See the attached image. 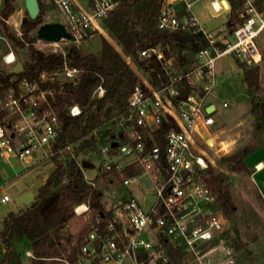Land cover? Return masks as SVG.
<instances>
[{"label":"built area","instance_id":"built-area-1","mask_svg":"<svg viewBox=\"0 0 264 264\" xmlns=\"http://www.w3.org/2000/svg\"><path fill=\"white\" fill-rule=\"evenodd\" d=\"M197 1L163 0L157 23L158 29L169 32H200L207 45L195 54L197 63L178 71L160 46L140 50V57L162 63L168 81L153 86L137 70L148 92L140 85L134 87L127 98V112L114 121L115 137L106 139L98 148L100 172L122 173L136 166L139 173L122 176V185L145 178L151 184L153 199L146 209L130 196L107 214L95 215L71 264H123L125 258L133 264H142L137 261L139 252L146 253L151 260L166 262L168 257L160 242L162 238L180 248L186 264H235L234 247L225 235L228 219L202 177L209 158L201 147L205 144L213 150L206 138L214 136L213 110L207 112L206 98L215 86L217 58L230 55L246 66L261 62L262 54L255 38L264 30V0H240L238 20L231 28L227 26L229 1L209 0L213 16L229 15L213 29H207L193 10ZM86 2L88 8L81 9L74 0H54L61 23L76 46L94 36L88 32L101 31L102 18L115 5L114 0ZM0 18L5 20L1 15ZM17 32L20 34L18 29ZM42 43L57 51L56 47L67 45L70 40H42ZM9 55L11 60H8ZM3 60L14 64L13 52L5 54ZM126 60L133 65L129 58ZM76 75V69L64 66L50 75L41 73L39 82L22 77L8 85L0 83V164L9 162L12 157L22 163L33 156L49 160L60 122L50 105L48 96L52 93L40 82L62 78L74 81ZM103 92L100 86L94 90L97 96ZM68 112L76 116L80 107L72 104ZM167 117L175 122L178 130L170 128L164 133L162 148L155 142L148 144L153 141L160 122ZM78 164L81 166L80 161ZM84 180L94 186L85 176ZM11 201L8 193L0 191V210ZM87 209L85 203L74 207L77 215ZM69 255L67 248L61 260L69 263Z\"/></svg>","mask_w":264,"mask_h":264},{"label":"trees","instance_id":"trees-1","mask_svg":"<svg viewBox=\"0 0 264 264\" xmlns=\"http://www.w3.org/2000/svg\"><path fill=\"white\" fill-rule=\"evenodd\" d=\"M13 0H4L0 14L6 18L13 12ZM38 1L39 12L31 19L25 16L21 20V39L10 32L3 21L0 22L5 36L16 46H27V60L22 63V71L13 73L10 70L0 72V83L8 85L12 81L25 77L30 81L39 82L41 73L50 75L64 66L77 70L74 81L56 79L52 82H40L43 88H48L52 96L50 105L56 112L60 130L50 147L51 171L36 189L34 200L29 205H22L16 211H9L2 216L0 229V245L3 254L0 264H22L17 245L22 239L30 242L33 257L30 264H58L62 251L69 248L67 258L71 264L75 254L82 245L83 237L89 231L83 226L74 243L70 233L64 230L67 222L74 217V206L87 202L94 215L104 214L100 200V190L88 185L84 180L83 171L78 164V155L87 149H96L106 139L115 137L112 129L114 121L127 112V98L135 86L140 85L145 92L147 88L138 74L126 62L129 58L140 74L154 86H160L168 81V76L160 61L154 58L140 57L139 51L154 46H160L166 57L172 58V66L178 71L191 68L197 63L195 54L207 45L204 36L199 33H189L183 30L169 32L158 29L159 10L163 0H114L115 5L101 20V25L107 35L117 46L116 50L102 35V48L96 53H87L81 49L71 48L70 43L60 51L44 52L31 45L33 41L29 34L42 23L43 7ZM230 3V18L227 26L231 28L238 20L240 0H228ZM99 34L97 30L88 32ZM243 72L247 91L259 90V69L257 66L248 68L238 62ZM100 86L104 92L97 96L94 90ZM251 111L259 108L251 98ZM77 104L80 113L71 116L68 107ZM260 114L264 118V103L260 105ZM257 113V112H256ZM258 114V113H257ZM178 126L167 117L160 122L153 133V141L163 147L164 133ZM263 138L256 144H247L237 149L222 160L227 162V168L233 172L248 171L244 157L264 144ZM135 172L134 169L123 171V176ZM104 178L112 174L120 179L117 171L103 172ZM202 177L216 196V201L228 219L235 214V204L229 192L228 177L225 173L216 171L207 164ZM167 254V261L157 260V264H181L183 254L179 247L169 240H160ZM137 261L147 262L146 253L137 254Z\"/></svg>","mask_w":264,"mask_h":264},{"label":"rangeland","instance_id":"rangeland-1","mask_svg":"<svg viewBox=\"0 0 264 264\" xmlns=\"http://www.w3.org/2000/svg\"><path fill=\"white\" fill-rule=\"evenodd\" d=\"M12 6L13 12H11L9 16L4 18L0 14L1 17L5 19L3 20L0 18V22L3 21L8 30L14 33L18 39H21V20L25 16H28V13L24 6V0H13ZM193 10L199 17L201 23L206 25L207 29H213L220 25L228 19L229 16L226 13L213 16L209 0L197 1L193 5ZM41 19L42 23L54 22L61 19L60 14L55 11V4L53 2H51L48 8L45 10L43 9ZM39 25L29 34L30 38L33 40L31 45L38 50L52 52L55 48L53 46L44 45L42 40L36 35V29ZM17 29L20 31V34H18ZM97 31L101 34L99 30ZM255 43L262 54L261 62L255 65L259 69V90L248 93L247 85L243 79V72L238 66L237 61L230 55L219 57L214 62L215 86L209 95L214 96V105L216 107V111L213 113L214 124L211 129L213 130L214 136L216 137L215 142L217 143L215 145L216 149L213 150L205 144L201 147L209 158L207 159V164L216 171L225 173L228 177L229 192L236 210L231 219L227 218L228 223L225 229V235L227 240L234 247L235 264H264L263 202L248 178V171H230L227 168V162L222 160L223 157H228L244 145L256 144L263 138L262 125L264 124V118L260 114L259 109L260 105L264 103V30L255 38ZM27 46V43H25L23 47L14 45L5 36L0 25V72L4 73L9 71L16 62L22 64L26 61ZM66 46L67 45L60 44L56 49L57 51L61 49L64 50ZM10 51H12L15 56L14 64H8L3 60V56ZM247 67L252 68L254 65ZM251 98H253L256 107L259 108L256 111L258 114L251 111ZM223 103H225V105H223ZM239 121L243 122L239 123ZM112 129L114 132L116 131L115 126H112ZM98 148L99 145L96 149H87L78 155V160L87 159L93 163V167L86 168L85 170L88 177L96 173L97 167L101 162L97 155ZM11 162H14L12 166H6V171L10 178L23 172V167L27 166L25 163L16 161L14 157L11 158ZM102 173L103 172L94 179L93 187L98 188L102 192L100 200L105 209L106 205L109 203L112 191L118 189L120 181L114 180V182L110 184L108 183V178H104ZM18 183L6 188V185H3L5 183L0 179V191L3 192L6 188L5 191L8 192L13 199L16 194H18V189L22 187L24 182L20 180ZM149 187L150 182L148 183L145 179L129 185V189L139 200L143 197L144 193L149 190ZM118 192L123 194L125 189L121 186ZM82 203L88 205L87 202ZM6 207L9 211H15L16 209V205L13 204V201L9 202ZM94 216L95 215L92 214L88 206L86 211L79 215L75 214L74 217L67 222V228L75 232L76 230L80 231L83 225H86L90 229V222L93 221ZM20 250H23V248ZM21 253L22 259H24L23 252L21 251ZM63 254H65V252ZM157 260L158 259L151 260L147 257V262H144V264H157ZM123 264L133 263L129 258H125ZM181 264H186V261L183 260Z\"/></svg>","mask_w":264,"mask_h":264},{"label":"crops","instance_id":"crops-1","mask_svg":"<svg viewBox=\"0 0 264 264\" xmlns=\"http://www.w3.org/2000/svg\"><path fill=\"white\" fill-rule=\"evenodd\" d=\"M39 1H40V4H41V6L43 7L44 10L49 7L51 2L54 3V0H39ZM74 2H75L76 6L78 8H81V9H87L88 8V4H87L86 0H74ZM55 11L58 12L56 6H55ZM61 21H62V19L58 20V22H61ZM100 32H101L100 35H102L116 50H118V48L115 45V43L107 35V33L104 31V29L102 27H101V31ZM124 59L126 60L127 57H124ZM126 62H127V60H126ZM130 66L132 68L134 66L133 69L135 70V72H138L136 66L134 65V63H133V66L132 65H130ZM138 76H139V74H138ZM206 103H207L208 106H212L213 107L212 110H213V113H214L216 111V107L214 105V96L213 95L207 96ZM240 122L242 123L243 121H239V123ZM221 123H224V122H221ZM97 155H98V158L101 161V158H100L98 153H97ZM117 159H119L121 161H125L126 160L125 158H120V157H118ZM83 160H87V159H80L78 161H80V163H81ZM16 161H18V160L16 159ZM89 162H91V161H89ZM13 163L14 162H11V160H10L7 163L4 162V163L0 164V179L3 181V183H5L3 185H6V188L7 187H11V186H14L15 184H17L18 182H20V180H21L24 183H23L22 187L18 189V194H16V196H18L19 194L23 193L26 190H31L34 193V195H35L36 189L40 186V184L44 181V179L47 177V175L51 171L50 160H40V159H38L35 156H33L32 158H28V160L26 162H23V163H25V165H27V166L23 167L24 171L21 172L20 174L14 175L13 177L10 178V176L8 175V173L6 171V166L7 165L12 166ZM20 163H22V162H20ZM244 163H245V166H246V168L248 170V173H249L248 174V178H249L251 184L256 189V191H257L258 195L260 196V199L262 200L263 205H264V144L260 145L255 150H253L252 152L247 154L244 157ZM89 167H93V163H92L91 166H87V167H83L82 166L83 175L87 179L91 180L94 183V179L96 178V176H100L101 172H100V170L97 167L96 173L93 174L91 177H88L86 175V171L85 170H86V168H89ZM127 169H134L135 170V172H133L131 174H138L139 173V169L136 166H134V165L131 166V167L126 168L125 170H127ZM131 174H129V175H131ZM122 176H123V172L120 173V179H115L112 174L107 175L108 183L111 184V183L114 182V180L120 181L119 187L122 186L125 189V192H123V194L119 193L118 192L119 187H118L117 190L112 191L110 199H109V203L106 205V207L104 209V214H107V212L110 209H112L115 205H117L123 199H125L127 197H130V196L134 197L146 209L149 207V205H150V203H151V201L153 199V195H152V192H151V184H150L149 190L146 191L144 193L143 197L140 198V200H139V199H137L134 196V193L129 189V185L131 183L128 186H123L122 185V183H121ZM142 179H145V178L140 177V178L137 179V181L132 182V183H136V182H138V181H140ZM145 180H147V179H145ZM148 183H149V181H148ZM6 188H5V190H6ZM5 190L3 192L8 193ZM100 195H102L101 191H100ZM15 197L13 198V204L16 205V209H15V211H16L20 206L19 205L17 206V204L14 202ZM3 210H6V213L9 212V210L7 209L6 206L3 209H1L0 212L3 211ZM6 213L0 215V229H1V223H2V216H4ZM67 229L68 228L66 227L64 230H67ZM81 230L80 231L76 230L75 232H73L72 230L68 229L71 238H73V241L71 243H74L76 241V238L81 233ZM21 248H23V250H20ZM21 251L23 252L24 259H22ZM65 251H66V249L64 251H62V257L64 255L63 253ZM17 252L19 253V257H20V260H21L22 264H30V260L33 257V254H32L31 244H30V242L28 240L22 239L19 242V244L17 245ZM139 253H142V252H139ZM2 254H3V250H2V247L0 245V257L2 256ZM61 259L62 258H59L60 262L58 264H69V263H67V262H65V261H63ZM140 263L144 264V261H140Z\"/></svg>","mask_w":264,"mask_h":264},{"label":"water","instance_id":"water-1","mask_svg":"<svg viewBox=\"0 0 264 264\" xmlns=\"http://www.w3.org/2000/svg\"><path fill=\"white\" fill-rule=\"evenodd\" d=\"M4 0H1L0 8L3 7ZM24 6L28 13V16L33 19L37 16L39 12V6L37 0H24ZM36 35L39 39L45 41H60L61 39L65 38L70 40L71 48L75 50L81 49L87 53H98L102 48V37L100 34H96L88 39L86 43H82L79 46H76L72 43L73 37L72 35L66 31L63 23L54 21V22H45L39 25L36 29ZM13 73H19L22 71V64L16 62L13 67L10 69ZM212 106H208L206 108L207 112L212 110ZM83 167L91 166L92 163L83 160L81 162ZM34 200V193L31 190H26L23 193L19 194L15 197L14 202L21 206V205H29ZM6 213V210L0 212V215Z\"/></svg>","mask_w":264,"mask_h":264},{"label":"bare ground","instance_id":"bare-ground-1","mask_svg":"<svg viewBox=\"0 0 264 264\" xmlns=\"http://www.w3.org/2000/svg\"><path fill=\"white\" fill-rule=\"evenodd\" d=\"M11 59H12V56L9 55L8 60H11ZM206 141L208 142V145H210V147H212V149H216V147H215V145H216L215 137H213V136L207 137Z\"/></svg>","mask_w":264,"mask_h":264}]
</instances>
